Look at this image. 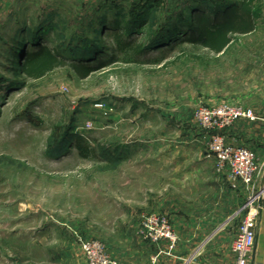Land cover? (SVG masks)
Segmentation results:
<instances>
[{
	"label": "rangeland",
	"instance_id": "obj_1",
	"mask_svg": "<svg viewBox=\"0 0 264 264\" xmlns=\"http://www.w3.org/2000/svg\"><path fill=\"white\" fill-rule=\"evenodd\" d=\"M241 1L13 0L11 22L5 0L0 264H86L78 237L101 242L119 264H156L162 241L146 239L144 217L163 216L176 233L177 211L204 199L213 173L229 176L212 139L257 157L228 137L264 119V0H255V32L220 55L186 37L198 14ZM117 32L144 44V55L119 51ZM41 49L66 65L29 79L20 66ZM73 66L92 73L82 78ZM223 107L254 119L223 129L197 119Z\"/></svg>",
	"mask_w": 264,
	"mask_h": 264
},
{
	"label": "crops",
	"instance_id": "obj_2",
	"mask_svg": "<svg viewBox=\"0 0 264 264\" xmlns=\"http://www.w3.org/2000/svg\"><path fill=\"white\" fill-rule=\"evenodd\" d=\"M5 0H0V10ZM9 7L11 22L14 19V2ZM252 131L236 126L228 140L236 145L256 150L260 172L255 188L262 193L258 214L257 243L249 264H264V119L254 122ZM204 199L191 202L187 211L179 210L172 221L179 240L173 250L166 242L160 243L155 253L156 264H232L234 256L231 245L248 209L247 192L239 183L232 189L227 176H213L204 186ZM255 192V190H254Z\"/></svg>",
	"mask_w": 264,
	"mask_h": 264
},
{
	"label": "built area",
	"instance_id": "obj_3",
	"mask_svg": "<svg viewBox=\"0 0 264 264\" xmlns=\"http://www.w3.org/2000/svg\"><path fill=\"white\" fill-rule=\"evenodd\" d=\"M241 117L254 119L251 113L247 115L238 108L223 107L217 111H203L197 119L214 129L225 128L231 121H236ZM225 139L221 136L212 139L211 151L217 157L218 171H227L229 181L233 188H237L239 183L244 184L246 190L253 193L257 182L260 168L254 152L245 148H233L225 145ZM262 193H253V197L248 201L245 209L248 213L239 226L238 233L232 242L231 252L234 256L232 264H249L251 256L257 243V229L260 223L258 208ZM142 228L146 239L152 243L166 241L173 250L179 240L177 234L172 230L169 220L163 216L144 217ZM78 245L84 255L86 264H119L107 252L105 246L94 240H86L78 237Z\"/></svg>",
	"mask_w": 264,
	"mask_h": 264
},
{
	"label": "trees",
	"instance_id": "obj_4",
	"mask_svg": "<svg viewBox=\"0 0 264 264\" xmlns=\"http://www.w3.org/2000/svg\"><path fill=\"white\" fill-rule=\"evenodd\" d=\"M261 17L262 9L257 6L255 0H242L216 14H198L191 24V30L188 31L187 41L220 55L231 45L235 36L255 32L256 22ZM116 27H119L118 23ZM113 39L119 51L134 53L136 58L144 55V44L134 41L130 36L117 32ZM65 65L64 61L59 60L58 55L50 50L41 49L29 55L20 67L29 79L38 80ZM73 68L82 78H87L92 73V70L85 66Z\"/></svg>",
	"mask_w": 264,
	"mask_h": 264
}]
</instances>
